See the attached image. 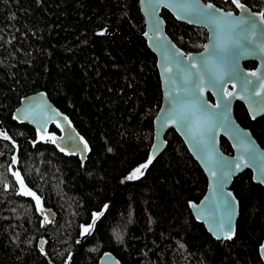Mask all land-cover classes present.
Instances as JSON below:
<instances>
[{
	"label": "trees",
	"instance_id": "1",
	"mask_svg": "<svg viewBox=\"0 0 264 264\" xmlns=\"http://www.w3.org/2000/svg\"><path fill=\"white\" fill-rule=\"evenodd\" d=\"M203 1L235 10L231 0ZM241 3L264 11V0ZM160 15L180 48H201L203 28ZM142 33L138 0H0V132L10 138L0 137V264H96L103 252L120 264H263L264 187L249 170L230 185L238 201L231 240L214 239L191 215L188 202L202 197L206 178L173 129L143 175L126 179L146 160L161 99ZM38 90L87 143L82 166L42 138L59 135L57 124L43 136L12 116L19 99ZM233 114L264 148V115L251 119L239 102ZM219 143L231 153L223 137ZM13 172L54 211L45 227Z\"/></svg>",
	"mask_w": 264,
	"mask_h": 264
},
{
	"label": "water",
	"instance_id": "2",
	"mask_svg": "<svg viewBox=\"0 0 264 264\" xmlns=\"http://www.w3.org/2000/svg\"><path fill=\"white\" fill-rule=\"evenodd\" d=\"M209 3L211 2L203 0H138V8L143 20L142 36L155 56L161 91L160 105L152 119L151 143L144 163L149 155L155 158L164 149L165 132L173 129L206 178L202 197L197 202L189 201L188 208L207 233L217 239V234L222 235L227 230L229 222L233 230L232 236L235 230L238 201L230 190L233 177L249 170L252 181L264 187V183H260L261 176L264 175V148L247 128L235 120L233 114L234 104L239 102L251 119L264 115V25L259 24V12L245 4L247 11L236 7L235 10H224L211 3L220 13L232 12V17L228 18L230 23L225 24L220 32V43L225 49L221 54L225 58L222 62L218 58L210 57L203 47L215 41L217 29L185 7ZM161 9L166 10L178 22L206 31V39L199 50L184 51L167 35L165 22L160 15ZM253 14H257L255 32L246 24L236 26L238 19L252 17ZM209 37H213V40ZM177 52L184 56L176 55ZM201 53L209 60L207 68L196 60ZM188 56L196 60L197 68L188 67L189 61L184 58ZM244 62H254L255 65L246 69ZM165 69L170 71L166 72ZM210 75L220 78L222 83L219 86H210ZM201 88L203 95H199ZM12 116L41 135L47 133L50 124H57L60 133L53 136L55 142L51 143L67 154L76 155L80 165H83L87 150L84 149L79 134L43 91L38 90L22 96L13 109ZM220 137L230 145V154L223 153L220 149ZM153 145H156L155 149ZM237 164L240 165L238 169ZM228 193L232 194L231 197L227 196ZM232 200L235 202L233 208L228 209L227 201ZM42 208L43 213L39 212L42 216L41 226L45 227V216L51 221L55 213L50 208ZM90 225H93V215ZM85 235L87 234L81 235V238ZM44 243V238L40 237L37 241L39 250L41 247L44 250ZM258 255L264 264V238L258 246ZM96 264L120 263L112 253L103 252Z\"/></svg>",
	"mask_w": 264,
	"mask_h": 264
},
{
	"label": "snow or ice",
	"instance_id": "3",
	"mask_svg": "<svg viewBox=\"0 0 264 264\" xmlns=\"http://www.w3.org/2000/svg\"><path fill=\"white\" fill-rule=\"evenodd\" d=\"M231 3L235 5L236 8L242 10V11H247V9L245 8V5L243 3H241V0H231ZM186 8H188L190 11H193L196 13L197 16L203 18L204 20H206L209 24L213 25L216 29H217V34L215 37V41L211 44L208 45H204V49H205V53H208L210 57H215L220 59L222 62L225 60V58L221 55L222 53L225 52V49L223 47V45L220 43V32L223 29V26L225 24L230 23V21L228 20L229 17H232V12L229 11L227 13H220V10L218 8H215L213 4L209 3L207 5H203V6H190V5H186ZM219 13V15H217ZM257 16V14H253L252 17H248V18H240L238 19L235 23L236 26L242 25V24H246L249 26V28L255 32L257 29V19L255 18ZM258 18H259V24L260 25H264V11L260 12L258 14ZM264 31V30H262ZM99 35H103V32L98 33ZM145 35H147V33H145ZM210 40H213V37H209ZM176 55L183 57L184 54L177 52ZM185 59H187L189 61L188 67L195 69L197 68V62L196 60H198L199 63H201L202 65L205 66V68H207V65L209 63V60L207 57H205L204 53H201L200 56L198 58H196V60L193 59V57L188 56V57H184ZM165 71H170V69H165ZM249 75H253L255 76L256 73H249ZM201 83H203V78H201ZM222 83L221 79L210 75L209 76V85L210 86H219ZM247 83H251V81H247ZM199 95H203V89H200ZM228 95H231V93H228ZM256 95H260V93H256ZM206 111V109H205ZM15 118V117H14ZM66 119V118H65ZM181 126H183V120H181ZM0 137H2L5 140H9L10 138L7 136L6 133L0 132ZM42 138H46L51 140L52 142H55V138L54 137H42ZM81 143L84 144V149L87 150L88 145L87 143H85L83 141V139L81 138ZM156 148V145H153V149ZM63 151V149H61ZM109 151H111V149H109ZM153 155H149L147 162L141 164L139 167H137L128 177H126V179L128 180H134V179H138L140 176L143 175V170H146L149 165L152 163L153 161ZM12 162L16 163V157H12ZM240 167L239 164L236 165V168L238 169ZM13 175L16 178L17 183L19 184V192L18 194L20 195H25V196H29L31 197L36 204V210L38 212L43 213V208L41 207V201L39 199V197L32 191H30L24 184L23 179L21 178L20 174L18 172H13ZM213 175H215V173H213ZM260 183H264V175L261 176L260 179ZM231 193H228L227 196L231 197ZM234 200L232 201H227V207L228 209H232L233 208V204H234ZM192 207H195V205H190ZM105 207H107V205H105ZM99 215H102V213H93V225L95 223V220L99 218ZM231 213H229V217H230ZM45 223L48 222V218L47 216H45ZM93 225H89L88 227H83L82 226V231H81V235L87 234L91 231V228ZM232 228H231V224L229 222L228 226H227V230L222 232L221 234H217V239H225V240H231L232 239ZM43 244V242H41ZM41 253L43 254V248L41 247Z\"/></svg>",
	"mask_w": 264,
	"mask_h": 264
},
{
	"label": "rangeland",
	"instance_id": "4",
	"mask_svg": "<svg viewBox=\"0 0 264 264\" xmlns=\"http://www.w3.org/2000/svg\"><path fill=\"white\" fill-rule=\"evenodd\" d=\"M18 190H19V184H18Z\"/></svg>",
	"mask_w": 264,
	"mask_h": 264
},
{
	"label": "flooded vegetation",
	"instance_id": "5",
	"mask_svg": "<svg viewBox=\"0 0 264 264\" xmlns=\"http://www.w3.org/2000/svg\"><path fill=\"white\" fill-rule=\"evenodd\" d=\"M38 132V131H37ZM43 136H45V135H43Z\"/></svg>",
	"mask_w": 264,
	"mask_h": 264
}]
</instances>
